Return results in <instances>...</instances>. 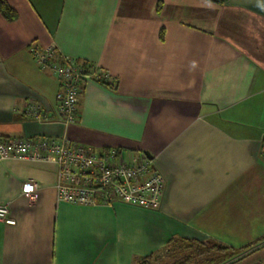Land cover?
Returning <instances> with one entry per match:
<instances>
[{
	"label": "crops",
	"instance_id": "1",
	"mask_svg": "<svg viewBox=\"0 0 264 264\" xmlns=\"http://www.w3.org/2000/svg\"><path fill=\"white\" fill-rule=\"evenodd\" d=\"M0 13V139L60 136L103 152L148 151L159 209L57 197V165L0 157V264H138L172 244L250 245L264 264V0H6ZM105 69L86 78L77 120L58 121L56 76L33 47ZM37 102L49 116L24 114ZM36 182L34 204L22 193Z\"/></svg>",
	"mask_w": 264,
	"mask_h": 264
},
{
	"label": "built area",
	"instance_id": "2",
	"mask_svg": "<svg viewBox=\"0 0 264 264\" xmlns=\"http://www.w3.org/2000/svg\"><path fill=\"white\" fill-rule=\"evenodd\" d=\"M40 68L53 73L60 86L57 93L58 121L66 128L77 120L82 83L93 78L112 83L109 73L97 64L64 55L55 44L33 47ZM37 121L49 116L37 102L24 109ZM261 155L264 160V138ZM0 157L32 161H53L57 165V197L72 203L112 204L126 202L146 209L161 207L165 178L153 160L141 154L109 148L99 152L74 142L64 133L60 136L4 137L0 139ZM36 182H25L22 193L34 204L38 197ZM0 221L15 225L8 202L0 203Z\"/></svg>",
	"mask_w": 264,
	"mask_h": 264
},
{
	"label": "rangeland",
	"instance_id": "3",
	"mask_svg": "<svg viewBox=\"0 0 264 264\" xmlns=\"http://www.w3.org/2000/svg\"><path fill=\"white\" fill-rule=\"evenodd\" d=\"M213 244L210 242L204 247L194 242L181 241L172 244L166 251L159 253L157 256L141 260L138 264H214L221 256V250L214 248L210 252L204 251L201 253V250L208 249ZM229 261L236 262L237 258L234 257Z\"/></svg>",
	"mask_w": 264,
	"mask_h": 264
},
{
	"label": "trees",
	"instance_id": "4",
	"mask_svg": "<svg viewBox=\"0 0 264 264\" xmlns=\"http://www.w3.org/2000/svg\"><path fill=\"white\" fill-rule=\"evenodd\" d=\"M211 1H214L218 4H223L227 0H211ZM0 13L9 21H14L18 17L16 10L14 8H12L6 0H0ZM194 243H196V242H194ZM198 244H200V243H198ZM200 245L205 247V245H207V244L201 243ZM249 247H250V245L235 248L233 246H229V245H226L223 243H221V244L220 243H214L212 245V247H209L208 249L204 248V250H201V253H203L204 251L210 252L214 248H216L217 250H221V256L219 257V259L216 260V263H214V264H232L235 262L234 261L230 262L229 260L234 258V257H236L237 260L243 258V256H240V254L245 249H247ZM150 257H152V256H150ZM150 257H147L144 259H148Z\"/></svg>",
	"mask_w": 264,
	"mask_h": 264
},
{
	"label": "water",
	"instance_id": "5",
	"mask_svg": "<svg viewBox=\"0 0 264 264\" xmlns=\"http://www.w3.org/2000/svg\"><path fill=\"white\" fill-rule=\"evenodd\" d=\"M145 154H146L147 158L153 159V156L148 151H146Z\"/></svg>",
	"mask_w": 264,
	"mask_h": 264
}]
</instances>
